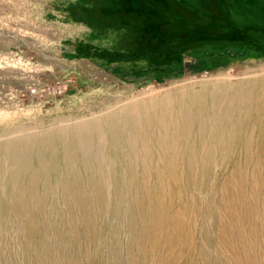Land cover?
<instances>
[{"label":"rangeland","instance_id":"1","mask_svg":"<svg viewBox=\"0 0 264 264\" xmlns=\"http://www.w3.org/2000/svg\"><path fill=\"white\" fill-rule=\"evenodd\" d=\"M169 1L184 25L113 13L122 0H0V144L100 118L141 95L264 75V0ZM194 23L213 31L210 40L176 36ZM234 29L243 35H224ZM263 128L247 154L239 142L207 170L163 177V191L161 171L145 180L62 161L18 178L8 169L0 264H264Z\"/></svg>","mask_w":264,"mask_h":264},{"label":"bare ground","instance_id":"2","mask_svg":"<svg viewBox=\"0 0 264 264\" xmlns=\"http://www.w3.org/2000/svg\"><path fill=\"white\" fill-rule=\"evenodd\" d=\"M261 76L242 78L238 83L229 78L191 83L152 96L141 95L100 118L0 144V181L5 180L6 173L9 178L8 169L14 176L33 168L57 171L62 161L64 165L73 162L92 176L102 175L104 168L118 167L128 178L140 171L147 180L153 172L161 171L157 189L163 191L167 176L184 170H207L216 156L228 158L239 142L240 151H250V136L264 127Z\"/></svg>","mask_w":264,"mask_h":264},{"label":"trees","instance_id":"3","mask_svg":"<svg viewBox=\"0 0 264 264\" xmlns=\"http://www.w3.org/2000/svg\"><path fill=\"white\" fill-rule=\"evenodd\" d=\"M124 8H115L113 13L117 12L118 14L124 13L125 16L135 17L138 16L139 13L142 14L143 18L151 20L155 26L162 25L167 26L170 23L174 25L177 23L180 25H184L186 20L176 18L170 14L171 3L169 0H122ZM124 9V10H123ZM177 19V22L175 21ZM170 26V25H169ZM199 24L195 23L192 25V28L189 31L180 30L177 32L176 36L181 38L188 39H199V41L210 40L209 38L213 35V31L201 30L199 32V28H197ZM149 29V28H148ZM244 32L239 29H234L232 32H229L224 35H236L241 36ZM235 38L234 40H236ZM169 57L176 59L179 58L177 52L169 53Z\"/></svg>","mask_w":264,"mask_h":264}]
</instances>
